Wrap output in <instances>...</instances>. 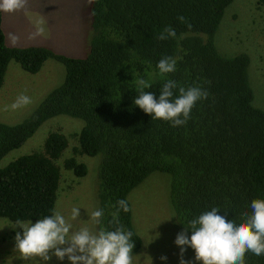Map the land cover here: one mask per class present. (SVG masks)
<instances>
[{
    "label": "trees",
    "instance_id": "obj_1",
    "mask_svg": "<svg viewBox=\"0 0 264 264\" xmlns=\"http://www.w3.org/2000/svg\"><path fill=\"white\" fill-rule=\"evenodd\" d=\"M234 0H91L93 37L84 57H68L42 46L7 45L0 12V88L11 61L34 74L48 59L65 65L64 82L24 121L0 122V162L23 146L49 119L61 115L84 121L79 146L63 167L78 177L87 166L78 156H102L99 169L100 229L114 230L116 202L126 199L120 224L133 232L135 255L142 238L135 231L130 192L150 174L170 177V200L179 224L213 207L239 224L251 214V202L264 199V110L254 106L249 81L250 58L218 53L215 34ZM264 6V0H257ZM183 16L187 23L177 18ZM171 26L176 38L160 40ZM176 70L161 74L164 57ZM159 92L167 80L200 87L208 98L196 103L183 126L152 120L134 104L139 80ZM178 95V89H174ZM68 147L62 132H51L41 150L0 166V218L36 222L55 210L61 189L59 160ZM189 229L188 235L191 236ZM246 264H264V256L246 253Z\"/></svg>",
    "mask_w": 264,
    "mask_h": 264
},
{
    "label": "rangeland",
    "instance_id": "obj_2",
    "mask_svg": "<svg viewBox=\"0 0 264 264\" xmlns=\"http://www.w3.org/2000/svg\"><path fill=\"white\" fill-rule=\"evenodd\" d=\"M91 0H28L24 10L3 12V29L6 43L15 47L42 46L68 57H84L93 37ZM39 29H43L38 33ZM17 39L13 42L12 37ZM215 44L220 55L234 57L245 53L250 58L249 81L254 92V106L264 110V6L257 0H234L224 12L215 34ZM65 65L48 59L41 70L30 73L16 61L7 68L0 88V122L14 125L32 116L44 99L65 80ZM21 93L28 95L32 103L16 110L10 105ZM7 108V110H5ZM84 121L66 115L47 120L20 148L8 153L0 162L6 165L24 154L41 150L51 132H62L68 139V147L58 161L61 170V189L55 210L73 224V229L87 227L93 233L99 224L90 214L100 209L99 169L102 156L82 154L79 162L87 166V175L78 177L66 170L63 162L73 156V148L79 146L78 134ZM132 205L135 231L142 238V247L132 255V264H180V249L174 243L177 234L184 231L179 224L170 200V177L162 172L150 174L128 196ZM79 208L80 217L71 220V210ZM32 222L27 221L25 223ZM35 223V222H33ZM15 222L0 218V264H44L40 260L25 261L15 249V236L22 233ZM189 236V235H188ZM190 238V237H189ZM161 256H167L162 261ZM195 252L188 248L185 259L194 261ZM47 264H69L67 257L59 261L52 257Z\"/></svg>",
    "mask_w": 264,
    "mask_h": 264
},
{
    "label": "clouds",
    "instance_id": "obj_3",
    "mask_svg": "<svg viewBox=\"0 0 264 264\" xmlns=\"http://www.w3.org/2000/svg\"><path fill=\"white\" fill-rule=\"evenodd\" d=\"M28 0H0V12L15 13L26 8ZM181 23H187L186 18H177ZM191 28V24L187 23ZM43 29H39L42 32ZM177 33L171 26L166 27L159 35L160 40L176 38ZM13 36V42L16 41ZM157 67L161 74L172 73L176 70V60L170 56L162 58ZM138 96L134 104L152 120L170 122L172 127L183 126L190 119V113L196 103L208 98L207 91L200 87L184 88L177 82L167 80L160 89L159 98L151 91L144 89L151 85L141 79L137 81ZM178 89V95L174 93ZM32 103L31 98L21 93L10 105L12 110L23 108ZM7 110V108L5 109ZM116 211L112 221L114 230L101 228L93 233L87 227L73 229V224L57 210L50 215L38 219L35 223H25L17 220L12 226H20L23 232L15 236V249L23 260H40L47 264L52 257L64 261L67 257L69 264H132L133 232L126 230L119 220L121 210L128 213L131 209L126 199L116 202ZM251 214L239 224L235 219H227L218 215L221 209L213 207L189 222L184 231L177 234L174 243L179 247L180 264H246V253L257 257L264 256V199H255L250 205ZM104 210L98 209L90 214V219L96 224L101 223ZM80 217L79 208L71 210V220ZM191 230L189 238L188 231ZM195 252L194 261L186 260L188 248ZM167 261V256H161Z\"/></svg>",
    "mask_w": 264,
    "mask_h": 264
},
{
    "label": "crops",
    "instance_id": "obj_4",
    "mask_svg": "<svg viewBox=\"0 0 264 264\" xmlns=\"http://www.w3.org/2000/svg\"><path fill=\"white\" fill-rule=\"evenodd\" d=\"M2 17H3V12H2ZM2 28H3V22H2ZM3 31H4V29H3ZM5 34V33H4ZM8 45V44H7ZM11 47H15V46H11Z\"/></svg>",
    "mask_w": 264,
    "mask_h": 264
}]
</instances>
